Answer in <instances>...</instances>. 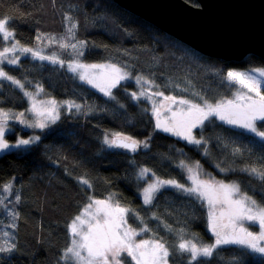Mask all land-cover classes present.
<instances>
[{"label": "trees", "instance_id": "trees-1", "mask_svg": "<svg viewBox=\"0 0 264 264\" xmlns=\"http://www.w3.org/2000/svg\"><path fill=\"white\" fill-rule=\"evenodd\" d=\"M186 1L199 6L196 0ZM0 17H10L9 30L22 46L55 54L63 61L114 64L134 77L151 81L165 96L191 101L202 102L201 97L211 103L231 99L239 85L225 78L228 71L264 67V61L256 55L241 61L207 57L113 0H0ZM66 17L76 24L74 39L68 37L70 22ZM78 41L85 42L82 56L77 57L70 47H60V42ZM8 45L12 44L0 39V51ZM58 64L25 58L17 67H5L26 87L37 84L46 97L74 102L81 108L63 113L44 129L33 130L20 121H7L14 131L7 133L6 139L33 135L40 139L30 147L0 156V185L12 184V193L5 201L8 207H0V244L5 240L15 244L11 253H0V264H71L62 259L71 243L68 225L90 198L110 196L112 202L134 210L127 216L131 227H147L143 237L166 243L169 264H188L189 254L176 247L181 239L204 244L214 241L204 204L174 189H164L150 205L144 204L139 193L145 183L137 168L149 169L150 177L154 173L160 179L188 185L186 169L179 165L182 161L198 164L206 178L238 182L243 192L264 204V180L241 171L264 167V150L246 139L250 134L241 135L243 130L213 117L194 131L207 143L198 147L188 144L156 129L149 104L134 101L129 94L136 90L135 85H120L112 91V98H106ZM0 108L25 110L27 103L17 88L0 82ZM117 132L147 141L148 146L141 143L137 152L128 153L106 145L105 136L111 139ZM234 147H240L242 154L233 155ZM81 177L91 186L80 183ZM16 195L20 197L18 203ZM8 209L18 213L14 228H4L7 222L13 223ZM4 232L11 236L5 239ZM193 264H264V257L225 245L211 258L202 257Z\"/></svg>", "mask_w": 264, "mask_h": 264}, {"label": "snow or ice", "instance_id": "snow-or-ice-1", "mask_svg": "<svg viewBox=\"0 0 264 264\" xmlns=\"http://www.w3.org/2000/svg\"><path fill=\"white\" fill-rule=\"evenodd\" d=\"M70 22L67 29L68 37L74 39V29L76 24L71 22V17H66ZM10 17H0V39L8 41L14 38V32L9 30ZM41 37L38 35L37 40ZM51 41L55 38L49 37ZM19 42H15L11 47H4L0 51V64L7 61L8 64H17L18 56L9 58L8 54L17 51L24 54H31L32 58L39 60H48L51 63H59L63 66V61L55 54L52 56L42 55L39 50H33L28 47H18ZM84 41L77 43L60 42V47L71 48L76 56H82ZM69 71L78 73L79 79L99 89L104 95L111 97V90L128 75L114 64H84L79 60H73L67 65ZM256 73V74H253ZM258 74V75H257ZM229 82L239 85L232 99H221L215 103L209 102L201 97L202 103H194L188 99H177L175 96L164 97L169 103L161 104L160 107H153V113L156 116V128L164 132L171 133L186 140L190 144L202 145L207 141L197 138L194 129L202 128L205 121L210 118H216L219 121L231 126L234 129L243 130L252 144H258L264 150V69H254L250 72L228 71L225 77ZM0 79L9 80L21 89L24 85L20 80L14 79L0 67ZM143 79L138 78L139 81ZM150 84L151 81H144ZM43 91L42 88L38 89ZM25 96L32 100V106L29 111L33 112L38 118L36 122L29 124L23 119L24 113L21 112L14 118L20 119L21 123L29 127L45 128L47 122L55 123L59 118L57 111L58 105L55 100L36 102L34 95L25 91ZM136 97V93L132 94ZM140 95H145L141 92ZM155 95L163 96L162 92ZM199 95V94H196ZM114 98V97H113ZM150 98V97H149ZM69 108L80 110L81 106L74 102H66ZM171 105H176L173 110ZM170 113L169 116L161 118V110ZM10 114L0 110V150L10 147H20L38 141V136L30 139H20L14 145H9L5 140V128ZM104 143L109 147L124 148L130 151H136L142 143L147 147V141H137L131 137L124 136L121 133H113L112 138L106 135ZM207 152V149H205ZM242 154L240 147L233 148V155ZM180 167L187 168L191 174L189 179L191 186L178 183L175 179L162 180L156 178L153 183L148 184L143 191L145 204H150L154 198V193L165 186L174 187L189 195L195 196L199 200H206L208 213L209 231L214 236V241L209 244L197 243L192 240H183L178 244L177 250L189 254L188 264L198 261L200 258H211L216 249L224 245H236L242 249L250 250L252 253L264 256V204L258 203L246 192H243L238 182L224 183L216 181L214 178L202 180L199 178V172L193 167H189L182 161ZM199 169V165L195 166ZM226 171V169H221ZM149 169H141L140 177L148 174ZM250 175L264 180V167L255 166L241 169ZM155 174L153 173V176ZM79 182L91 186L89 181L83 177ZM5 193H12V184L0 185ZM6 197H0V207L7 208ZM19 195L15 196L18 203ZM113 197L107 199H92L84 207L83 211L72 219L68 225L71 236V245L63 253L62 259L72 261L73 264H169V247L161 239H140L136 237L141 233L148 231L147 227L139 231L128 224L127 216L134 210L122 207L119 203L112 202ZM13 223L7 225L9 228L15 227V219L18 213H9ZM139 218V217H138ZM157 218L158 217H154ZM141 222L143 223L142 218ZM246 222L258 225L259 231L253 232L245 226ZM5 237H10V232H4ZM15 249V244L5 240L0 244V253H11Z\"/></svg>", "mask_w": 264, "mask_h": 264}, {"label": "water", "instance_id": "water-1", "mask_svg": "<svg viewBox=\"0 0 264 264\" xmlns=\"http://www.w3.org/2000/svg\"><path fill=\"white\" fill-rule=\"evenodd\" d=\"M197 52L224 61H264V0H113ZM135 140V139H134ZM117 148V147H116ZM128 153H135L118 148Z\"/></svg>", "mask_w": 264, "mask_h": 264}, {"label": "rangeland", "instance_id": "rangeland-1", "mask_svg": "<svg viewBox=\"0 0 264 264\" xmlns=\"http://www.w3.org/2000/svg\"><path fill=\"white\" fill-rule=\"evenodd\" d=\"M15 42H17V40H16L15 38H13V39H11V40H8V41H5L6 44H13V43H15ZM6 47H11V45H8V46H6ZM18 47H26V46H22L21 44H19ZM28 48H30V47H28ZM32 49H33V50H39L40 52L43 51V50H41V49H34V48H32ZM2 50H3V49H2ZM41 54H42V55H46V56H52V55H48V54L43 53V52H41ZM8 56H9V58H11V57H13V56H18V57H19V62H18L17 64H14V65H13V64H8L7 61H4L2 64H0V67H3V70H4V71H5V67H6V66H7V67H17V66H19L21 60H23V59H25V58H31V59H33V60H38V61H41V62H45V63H49V64H54V63H51V62L48 61V60H39L38 58H37V59H34V58H32L31 54H24V53H21V52H19V51L15 52V53H11V52H10V53L8 54ZM57 57L61 60V58H60L59 56H57ZM73 60H77V59H72V60H68V61H63V60H62V61L64 62V63H63V67L66 68V69L69 71L67 65H68L69 63H71ZM79 62L84 63V62H82V61H79ZM55 64H58V63H55ZM84 64H87V63H84ZM102 64H108V63H102ZM58 65H59V64H58ZM60 65H61V64H60ZM120 69H121L123 72H126L128 75L126 76L125 79L121 80V81L119 82V84H118L116 87H118V86H120V85H127V84H133V85H135L136 90H135V91H130V92H129L131 98H132L134 101L145 100V101L149 104V110H150V113L152 114V116H153V118H154V122H155V125H156V116H155L154 113H153V107H154V106H156V107H160L161 104L167 105L169 102L166 101V100L164 99V97H167V96H165V95H163V96L155 95V93H157V92H159V91H158V89H156V87H155L152 83H150V84H146V83H144V81H147V80H145V79H141V80L139 81V83H138V82H137V81H138V78H141V77H134V76H132L127 70L122 69V68H120ZM254 69H264V67L254 68ZM254 69H244V70H234V71L250 72L251 70H254ZM230 71H232V70H230ZM5 72H6V71H5ZM70 72H71V71H70ZM71 73H73V72H71ZM73 74H74L75 76H77V78L79 79L78 73H73ZM253 74H256V73H253ZM8 75H9V74H8ZM257 75H258V74H257ZM10 76H11V75H10ZM14 79H15V78H14ZM16 80H17V79H16ZM79 80H80V79H79ZM80 81H81V80H80ZM0 82L9 83V84L13 85V87L17 88V89L19 90V92L23 95V97H24V99L26 100V103H27V108H26L25 110H16V109H12V108H0V110H2V111H4V112H8V113L10 114L9 119H8L7 121H11V120H13V121H16V120H17V121H20V119H18V118H14V117L18 116V114L21 113V112L24 113V117H23V119L27 120L29 124L36 122V120L38 119V118L36 117V115H35L33 112L29 111V109H30L31 106H32V100H31L28 96H25V95H24L25 91L32 93V94L34 95V98H35V100H36V102H37L38 104H39L41 101L55 100V99H52V98H50V97H46L45 94H44V90L38 92V89H40L41 87H40L39 85H37V84H29V87H26V86H27L26 83H24V82L21 81V83L24 85V88L21 89L20 87H18L17 85L13 84V83H12L11 81H9V80H3V79H0ZM81 82L87 84V83L84 82V81H81ZM87 85H90V84H87ZM90 86L93 87L92 85H90ZM116 87H115V88H116ZM93 88H94V87H93ZM115 88H113V89L111 90V92H112ZM42 89H43V88H42ZM94 89H95L96 91H98L100 94H102L104 97H106V98H112V96L109 97V96L104 95V93L101 92V91H99V89H97V88H94ZM141 92H144L145 95H140ZM133 93H136V94H137L136 97H133V95H132ZM235 93H236V92H235ZM233 95H234V94H233ZM149 97H150V98H149ZM232 98H233V96H232ZM232 98H231V99H232ZM177 99H182V98H178V97H177ZM188 100H189V99H188ZM55 101H56V100H55ZM56 102H57V105H58L57 111H58V113H59V118H58L55 122H57V121L60 119V117H61V115H62L63 113H70V112H71V109H75V108H69V107H68V104H67L66 102H70V101H67V100H59V101H58V100H57ZM193 102H194V103H202V102H199V101H193ZM171 107L173 108V110H175L177 106H176V105H171ZM169 115H170V113L163 111V109L161 110V118H164V117L169 116ZM217 120H218V119H217ZM20 123H21V122H20ZM21 124H23L26 128H30V129H33V130L41 129V128H38V127H29L27 124H24V123H21ZM47 124H48V126L45 127V128H48L49 126H51V125L54 124V123L47 122ZM155 127H156V126H155ZM43 129H44V128H43ZM156 129H157V128H156ZM197 129H201V128H197ZM157 130H160V129H157ZM13 131H14V126H13L11 123L7 122V126H6V128H5V136H4V138H5V140L9 143V145H14V144H16L17 141H19L20 139H30V138L36 137L35 135H33V136L30 137V138H22L21 136H18L17 139H16V140H13V141L6 139V134H7V133H12ZM194 131H195V129H194ZM174 136H175V135H174ZM176 137L179 138V139H181V140H183L184 142L188 143L186 140H184V139H182V138H180V137H178V136H176ZM109 139H110V138H109ZM36 142H37V141H35L34 143H36ZM34 143H32V144H34ZM32 144H29V145H26V146H20V147H10V148H8V149L0 150V156L3 155V154H5V153H7V152H10V151H16V150L19 149V148H24V147L27 148V147H30ZM188 144H190V143H188ZM191 145H194V144H191ZM195 146L198 147L199 145H195ZM187 166H189V167H193L195 171H198V172H199V178H200V179H202V180H207V179H208V178H206L204 175H202V173L200 172L199 169H195V165H187ZM141 169H143V168H137V174L139 175V178H140L141 180H143L144 183H145L143 189H141V191H140V193H139V196H140V198L142 199V201H143V203H144V198H143V191H144V188H146V187L148 186V184L153 183L157 177L153 176V174H151V177H150V174L148 173L146 176H144L143 178H141V177H140V171H141ZM185 169H186V172H187L188 177H189V175H191V174L187 171V168H185ZM162 180H163V179H162ZM215 180H216V179H215ZM216 181H218V180H216ZM178 183H179V182H178ZM224 183H227V182H224ZM191 184H192V181L189 179V184L186 185V186H191ZM164 189H174V190H177V191H179V192H182L183 194L189 195V194H187V193H185V192H183V191H181V190H179V189H176V188H174V187L165 186V187L160 188L159 191L155 192V193H154V197L156 196V194H157L158 192H160V191H162V190H164ZM8 195H9V194H8V193H5L4 191H3V193H0V197H6V198H7ZM190 196L195 197V196H193V195H190ZM195 198H196V197H195ZM153 199H154V198H153ZM153 199H152V201H153ZM200 201L204 204V206H205V208H206V210H207V213H209V209H208L207 201H206V200H200ZM113 203H114V202H113ZM151 203H152V202H151ZM151 203H150V204H151ZM144 204H145V203H144ZM150 204H146V205H150ZM8 213H10V210H9V209H8ZM9 223H10V222H9ZM7 225H9L8 222L5 224L4 228H6ZM245 226L248 227V228H249L251 231H253V232H257V231H259L258 225H256V224H252V223H250V222H246V223H245ZM137 231H139V230H137ZM7 238H8V237H5V239H7ZM136 239H137V240H140V239H146V238L143 237V233H141V235L138 236V237H136ZM70 245H71V243H70ZM224 246H225V245H224ZM220 247H223V246H220ZM255 255H256V257H258V258H262V257H264V256H261L260 254H257V253H255ZM67 262L73 264L72 261H67Z\"/></svg>", "mask_w": 264, "mask_h": 264}]
</instances>
